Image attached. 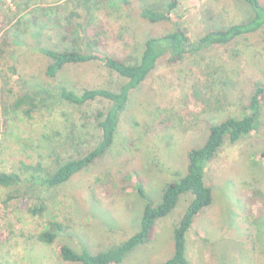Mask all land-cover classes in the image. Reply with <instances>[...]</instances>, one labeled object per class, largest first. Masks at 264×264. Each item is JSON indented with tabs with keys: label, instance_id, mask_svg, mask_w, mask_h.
<instances>
[{
	"label": "rangeland",
	"instance_id": "rangeland-1",
	"mask_svg": "<svg viewBox=\"0 0 264 264\" xmlns=\"http://www.w3.org/2000/svg\"><path fill=\"white\" fill-rule=\"evenodd\" d=\"M61 1L0 0V97L9 89L16 93L24 81L27 89L42 88L51 96L31 118L20 110L7 113L12 118L5 131L0 128V172L14 171L20 160L29 163L26 157L47 158L51 151L67 159L72 154L67 142L80 134L86 149L94 146L99 133L96 112L105 110L108 101L73 106L60 98V88L80 93L122 82L100 61L67 66L54 78L44 75L47 59L41 50L63 49L68 41L54 22L40 19L38 8L52 11ZM100 1L98 21L107 28L109 52L129 62L139 58L147 38L170 32L175 22L197 43L208 29L228 27L253 14L243 0H179L169 21L150 24L138 16L143 3L127 9L121 1ZM225 50L188 52L173 64L160 59L129 94L119 124L123 142L115 147V137L111 152L67 183L36 188L34 194L46 204L40 214L28 215L16 201L6 203L0 188V264H79L58 259V246L96 254L136 233L143 209L137 186L157 204L166 184L185 173L186 154L205 142L208 126L227 116H242L253 83H264V41L255 45L238 40ZM232 51L239 55L234 57ZM262 119L258 132L224 146L206 166L204 180L212 186V201L185 234L189 264H264V112ZM190 198L181 194L170 214L156 222L150 240L121 264H161L169 258L173 228ZM51 222L62 227L47 245L37 236Z\"/></svg>",
	"mask_w": 264,
	"mask_h": 264
},
{
	"label": "trees",
	"instance_id": "trees-1",
	"mask_svg": "<svg viewBox=\"0 0 264 264\" xmlns=\"http://www.w3.org/2000/svg\"><path fill=\"white\" fill-rule=\"evenodd\" d=\"M117 1H121V5L127 9H134L139 2L143 3L138 9V16L150 24L169 21L171 15L176 14L179 4V0H164L156 3L157 5L149 4V0ZM243 1L253 12L247 20L235 22L228 27L208 29L199 37L197 43H191L185 30L175 22L170 32L147 38L143 42L139 58L134 62L109 52L108 47L110 48L111 45L106 42L107 28L98 21L99 4L102 1L62 0L61 5L55 10L45 11L46 8H38L39 12L42 11L39 15L40 19L45 24L54 22L64 35L63 41H68L63 49L41 50L47 59L44 69L46 77L54 78L70 65L100 61L108 70L117 74L122 82L117 87L85 88L80 93L68 88H60V98L73 106H82L95 99L108 101L105 110L96 112L98 140L94 146L86 149L85 139L80 134L67 142L72 152L67 159L62 160L56 152L51 151L47 158L38 155L31 160L30 157H26L29 163L25 159L20 160L14 171L0 172V188L6 195L5 202L8 204L13 201L18 202L20 206H25L28 215L40 214L46 204L34 194L36 188L54 189L67 183L74 175L111 152L115 137L117 140L115 147L123 142L119 124L121 115L128 105L129 94L145 82L163 57L173 64L180 61L188 52L211 47L228 50L238 40L261 45L264 41V4L259 0ZM50 13L54 17H50ZM232 52L234 57L239 55L237 51ZM26 85L24 81L16 93L9 89L0 97V128L3 126L4 131L5 127L11 124L12 117L7 114L9 111L20 110L24 117L31 118L32 114L39 111L51 97L42 88L30 90ZM263 103L264 83L256 81L253 83L242 116H227L208 126L205 142L200 147L190 149L186 154L185 173L177 180L166 184L157 204L152 205L145 197L141 186H137L138 194L143 201V209L136 233L96 254H89L85 250L78 252L66 244H61L56 251L57 258L64 262L79 264H121L135 247L150 240L156 222L170 214L181 194L188 193L191 197L190 201L173 228L172 254L161 264H189L185 257V234L197 214L203 208L210 206L212 201L210 188L212 186L207 185L204 180L205 168L224 146L235 145L251 136L253 132L259 131L263 123ZM19 141L23 142L22 139ZM48 158L50 161L47 160ZM61 227L60 223L51 222L49 227L38 234L37 239L50 245L56 239Z\"/></svg>",
	"mask_w": 264,
	"mask_h": 264
}]
</instances>
